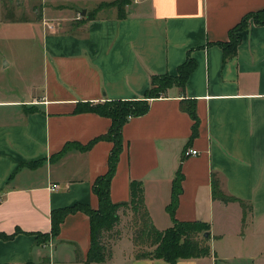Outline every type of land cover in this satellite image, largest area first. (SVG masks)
I'll use <instances>...</instances> for the list:
<instances>
[{
	"label": "crops",
	"instance_id": "obj_1",
	"mask_svg": "<svg viewBox=\"0 0 264 264\" xmlns=\"http://www.w3.org/2000/svg\"><path fill=\"white\" fill-rule=\"evenodd\" d=\"M113 1L0 0L4 18L14 6L39 23L43 53L37 68L27 62L25 89L0 91V233L13 235L0 237V264H86L88 213H68L58 234L49 233L53 209L99 206L92 183L113 147L100 137L111 118L76 105L141 98L153 74L178 73L188 56L196 65L184 87H168L123 124L110 196L128 199L138 178L157 228L178 218L206 221L210 254L178 264H255L264 253V22L250 19L233 55L219 41L230 40L232 26L264 0H128L124 15ZM191 147L197 153L185 154ZM215 188L235 199L215 197ZM111 247L110 257L89 264H171L138 257L128 237Z\"/></svg>",
	"mask_w": 264,
	"mask_h": 264
},
{
	"label": "trees",
	"instance_id": "obj_2",
	"mask_svg": "<svg viewBox=\"0 0 264 264\" xmlns=\"http://www.w3.org/2000/svg\"><path fill=\"white\" fill-rule=\"evenodd\" d=\"M128 0H114L120 7L121 15H124L125 5ZM107 4L106 2L101 5ZM250 19L256 23L264 22V7L258 10L248 11L244 17L231 28L230 40L219 41L227 54L233 55L237 51V43L241 38V30L248 26ZM193 57L188 58L179 66L178 73H158L151 76V85L145 90L141 98H114L104 99L97 102L91 100L78 101L75 111L91 110L111 118L109 130L101 134L100 137L113 141V147L109 152L108 165L106 170L98 175L92 183L94 192L98 197L99 206L93 207L90 203L74 202L72 205L59 206L51 211L52 228L49 233L57 235L60 230L63 218L72 211L82 210L89 214L91 218V244L84 263L91 261L101 262L112 255L111 243H107L105 236L120 220V209H132L141 218V223L134 234V244L138 257L156 256L170 261L171 264H178L182 257H195L208 255L212 250V245L205 236L209 229V224L200 219L181 220L174 219V223L164 229H159L152 221L146 201H144V186L142 180L132 178L130 180V196L128 199L113 201L110 196L111 179L116 173V166L120 158L119 154L123 148L122 128L123 124L133 115L145 114L150 107V99L162 95L168 87L174 84L185 85L189 72L195 67ZM194 117L196 123V113L194 108L187 107ZM196 124H194L195 128ZM100 137L94 138L85 145H79L85 149L93 144ZM180 172L174 182V191L168 208L174 212L178 204V194L181 189ZM214 196L225 201L235 199L233 196L222 193L217 188L214 189ZM43 233V238H48L49 234ZM12 234L0 233V237H12ZM42 236V235H41ZM42 238V237H41ZM43 240V239H41Z\"/></svg>",
	"mask_w": 264,
	"mask_h": 264
},
{
	"label": "rangeland",
	"instance_id": "obj_3",
	"mask_svg": "<svg viewBox=\"0 0 264 264\" xmlns=\"http://www.w3.org/2000/svg\"><path fill=\"white\" fill-rule=\"evenodd\" d=\"M11 17H5V11L0 8V91L6 90L20 91L25 89L27 80L23 73L27 62H35L36 68L42 60V39L40 37V25L35 22L32 15L24 8L20 10L14 6L9 7ZM77 16H81L78 14ZM27 18L28 21H18V19ZM45 21V19H44ZM51 21V20H49ZM57 21V20H56ZM30 57V60H28ZM10 59V65L1 67L2 64ZM118 223L106 234L105 240L111 243L119 237H128L134 246V234L141 223V218L134 210L125 208L120 215ZM244 260L236 264L243 263ZM245 264H251L246 260ZM255 264H264V253L257 256Z\"/></svg>",
	"mask_w": 264,
	"mask_h": 264
},
{
	"label": "built area",
	"instance_id": "obj_4",
	"mask_svg": "<svg viewBox=\"0 0 264 264\" xmlns=\"http://www.w3.org/2000/svg\"><path fill=\"white\" fill-rule=\"evenodd\" d=\"M51 26H52V23L50 24V27ZM197 151H198L197 148L191 147V148L185 149L184 153L187 155H191V154L197 153ZM55 187H56L55 184L51 185L52 189H54ZM0 199H1V194H0Z\"/></svg>",
	"mask_w": 264,
	"mask_h": 264
},
{
	"label": "water",
	"instance_id": "obj_5",
	"mask_svg": "<svg viewBox=\"0 0 264 264\" xmlns=\"http://www.w3.org/2000/svg\"><path fill=\"white\" fill-rule=\"evenodd\" d=\"M205 236H206V237L209 236V232H208V231L205 232Z\"/></svg>",
	"mask_w": 264,
	"mask_h": 264
}]
</instances>
